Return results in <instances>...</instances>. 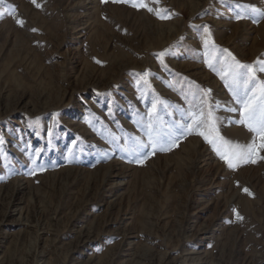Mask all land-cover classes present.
Masks as SVG:
<instances>
[{
    "label": "rangeland",
    "instance_id": "374dc122",
    "mask_svg": "<svg viewBox=\"0 0 264 264\" xmlns=\"http://www.w3.org/2000/svg\"><path fill=\"white\" fill-rule=\"evenodd\" d=\"M134 2L0 0V264H264V0Z\"/></svg>",
    "mask_w": 264,
    "mask_h": 264
},
{
    "label": "snow or ice",
    "instance_id": "6c2138e0",
    "mask_svg": "<svg viewBox=\"0 0 264 264\" xmlns=\"http://www.w3.org/2000/svg\"><path fill=\"white\" fill-rule=\"evenodd\" d=\"M34 6L39 7V4L37 3V0H31ZM114 2H121V0H114ZM125 3H130V5L134 8H147L149 12H152L153 9L150 7H147V5L143 2H134V0H123ZM153 2L158 3L159 0H153ZM157 15H161V13L157 12ZM17 23L22 26L23 21L17 20ZM207 28H205V32L207 33ZM209 43V40H205V44L207 45ZM229 57H232V54L230 52H227V50H224ZM160 55H163L161 53ZM233 63L229 65L231 71L229 75L232 77L234 82H238L240 77L243 75L240 69H246L251 73L253 71L251 65H245L240 64L238 61L235 60V57H232ZM257 63H264L258 61ZM261 71H264V67H261ZM221 79H225L224 76H221ZM255 81V77L250 75L247 80L244 81L245 83V91H244V98L240 99L239 97H236L238 102L241 104V110H240V116L241 119L237 121V123L245 125L249 131L256 133L261 137L262 142H264V83H260L258 87L254 90L249 91V88L247 85L249 82ZM227 86V84H226ZM232 111H235V109H232ZM199 123H202V121H198L197 118L193 117V124H190L188 126V133L191 134L195 127L198 126ZM202 136H204V133H198ZM204 139L208 141L209 143L215 144L214 140H208L207 136H204ZM222 140V138H220ZM224 143H227L226 141ZM251 148V146H249ZM261 147H264V143L261 144ZM153 153L157 150L155 143H153L152 146ZM160 150H167L166 148H161ZM235 158L239 161L247 162L250 158V151L245 152L241 150L238 153L233 154ZM136 163L142 164L143 160H137ZM228 163V166L230 168L234 167L233 163L231 161H226ZM247 191V189H245ZM239 218V217H238Z\"/></svg>",
    "mask_w": 264,
    "mask_h": 264
},
{
    "label": "bare ground",
    "instance_id": "6f19581e",
    "mask_svg": "<svg viewBox=\"0 0 264 264\" xmlns=\"http://www.w3.org/2000/svg\"><path fill=\"white\" fill-rule=\"evenodd\" d=\"M251 53H252V52H251ZM8 204H9V203H8ZM10 204H11V203H10ZM10 212H12V214L17 213V209H16V208H15V209H12V210L10 209ZM7 213H8V212H7ZM20 220H21V214L18 215V220H17V221L19 222ZM16 223H17V222H16ZM39 257H40V256H39Z\"/></svg>",
    "mask_w": 264,
    "mask_h": 264
}]
</instances>
